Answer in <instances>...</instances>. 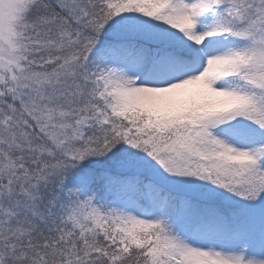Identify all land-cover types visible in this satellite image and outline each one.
<instances>
[{"label": "snow or ice", "instance_id": "6c2138e0", "mask_svg": "<svg viewBox=\"0 0 264 264\" xmlns=\"http://www.w3.org/2000/svg\"><path fill=\"white\" fill-rule=\"evenodd\" d=\"M0 264H264V0H0Z\"/></svg>", "mask_w": 264, "mask_h": 264}]
</instances>
